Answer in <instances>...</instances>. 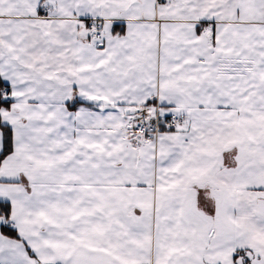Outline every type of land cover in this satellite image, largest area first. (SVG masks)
<instances>
[{
    "label": "snow or ice",
    "instance_id": "obj_1",
    "mask_svg": "<svg viewBox=\"0 0 264 264\" xmlns=\"http://www.w3.org/2000/svg\"><path fill=\"white\" fill-rule=\"evenodd\" d=\"M0 264H264V0H0Z\"/></svg>",
    "mask_w": 264,
    "mask_h": 264
}]
</instances>
